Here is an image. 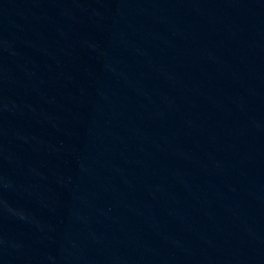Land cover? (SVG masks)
Returning a JSON list of instances; mask_svg holds the SVG:
<instances>
[{
  "label": "water",
  "instance_id": "1",
  "mask_svg": "<svg viewBox=\"0 0 264 264\" xmlns=\"http://www.w3.org/2000/svg\"><path fill=\"white\" fill-rule=\"evenodd\" d=\"M0 264H264V0H0Z\"/></svg>",
  "mask_w": 264,
  "mask_h": 264
}]
</instances>
